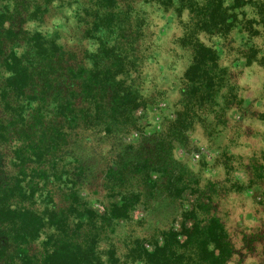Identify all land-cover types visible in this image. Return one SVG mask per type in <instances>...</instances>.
<instances>
[{"label":"trees","instance_id":"trees-1","mask_svg":"<svg viewBox=\"0 0 264 264\" xmlns=\"http://www.w3.org/2000/svg\"><path fill=\"white\" fill-rule=\"evenodd\" d=\"M248 5L256 3L0 0V264L230 261L235 246L213 196L173 149L186 142L193 124L191 101L199 107L216 101L226 73L201 35L227 33ZM151 6L185 16L177 43L190 57L182 90L187 101L165 135L123 144L121 137L137 126L135 112L152 102L142 74L155 44ZM47 22L58 23L50 35L39 29ZM88 130L107 133L120 148L106 171L102 213L79 183L85 172L80 134ZM186 191L196 197L177 228L129 238L124 259L114 244L101 248L114 238V225L131 220L139 206L178 203Z\"/></svg>","mask_w":264,"mask_h":264},{"label":"rangeland","instance_id":"rangeland-1","mask_svg":"<svg viewBox=\"0 0 264 264\" xmlns=\"http://www.w3.org/2000/svg\"><path fill=\"white\" fill-rule=\"evenodd\" d=\"M250 1L256 6H245V15L227 33L201 35L216 51L218 64L226 73L216 101L202 107L191 101L193 124L186 142H175L173 149L174 159L215 200V210L236 250L227 264H264V8H259L264 0ZM149 12L155 44L142 74L146 94H153L152 102L135 112L137 126L121 137L123 144L165 135L182 110V102L187 101L182 90L190 57L177 43L185 16L153 6ZM55 24L47 22L39 29L50 35ZM80 136L85 144L81 193L102 213L108 200L106 171L120 148L102 131L88 130ZM195 197L186 191L178 203L160 199L147 208L139 206L131 220L114 225V238H106L101 248L114 244L124 259L129 238H150L177 228L182 212L193 208Z\"/></svg>","mask_w":264,"mask_h":264}]
</instances>
